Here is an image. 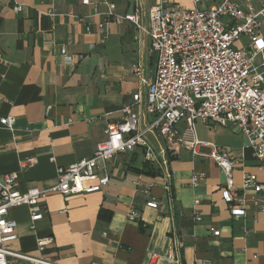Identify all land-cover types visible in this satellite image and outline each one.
Here are the masks:
<instances>
[{
  "label": "crops",
  "instance_id": "1",
  "mask_svg": "<svg viewBox=\"0 0 264 264\" xmlns=\"http://www.w3.org/2000/svg\"><path fill=\"white\" fill-rule=\"evenodd\" d=\"M89 1L0 0V117L14 119L11 132L0 125V176L15 172L20 191L51 187L56 167L89 157L106 139V123L123 116V106L133 93H144L154 74L156 56L145 31L128 20L98 25L108 3H115L117 14L139 8V24L147 27L148 10L162 0ZM219 1L168 0L166 5L204 10ZM263 2L250 0L255 10ZM15 4L22 9L15 11ZM62 47L71 63L61 55ZM135 66L144 81L133 73ZM143 116L140 127L151 119ZM195 133L236 157L233 178L238 186L244 173L264 182V172L236 124L196 120ZM146 138L159 159L166 160L169 177L157 166L151 165L159 174L145 172L140 147L118 153L107 164L109 182L102 190L49 193L41 200L46 212L34 228L27 206L10 209L9 217L17 223L13 250L59 264H177L167 256L175 237L183 243V264L197 259L264 264V212L251 203L253 193L246 192L247 214L233 219L221 191L225 176L211 158L193 156L183 145L170 153L155 135L147 133ZM199 151L208 153L209 148ZM30 157L35 162L28 166L25 160ZM195 173L204 179L192 186ZM151 199L157 208L146 206ZM131 208L138 211L136 221L128 219ZM194 210L201 220L194 219ZM212 228L219 235L214 236ZM46 237L50 243L39 253L36 241Z\"/></svg>",
  "mask_w": 264,
  "mask_h": 264
},
{
  "label": "built area",
  "instance_id": "2",
  "mask_svg": "<svg viewBox=\"0 0 264 264\" xmlns=\"http://www.w3.org/2000/svg\"><path fill=\"white\" fill-rule=\"evenodd\" d=\"M81 2L90 4L89 0ZM167 2L162 0L150 7L147 27L139 24V8L132 13L117 14L115 3H108L98 26L104 28L112 19L128 20L145 31L150 38L149 50L156 56L154 74L144 93H133L131 102L123 106V116L106 123V139L95 145L89 157L56 167V182L51 187L20 191L15 172L0 176V264H15V260L59 264L42 255L13 250L17 223L9 217L10 209L27 206L34 228L33 223L46 212L41 200L49 193L68 196L102 190L109 182L107 164L116 154L140 147L144 161L160 167L163 175L169 177L167 162L159 159L146 138L147 133L164 144V151L173 153L178 145H183L193 156L211 158L225 176L221 191L233 219L247 214V191L253 193L251 203L264 212V182L244 173L238 186L233 178L236 157L225 147L198 139L195 133L198 119L219 126L236 124L246 137L257 166L264 172V2L258 10L250 0H220L204 10L178 4L167 6ZM21 9L20 4L14 5L15 11ZM242 38L245 40L237 45ZM60 53L67 63L72 62L65 47ZM132 71L144 81L138 66ZM142 114L151 119L140 127ZM0 125L11 132L14 119L0 117ZM200 147L209 148V152H200ZM34 162V157L25 160L28 166ZM203 179L202 174L195 173L190 184L196 186ZM146 206L157 208L158 203L151 199ZM127 216L136 221L138 211L131 208ZM193 217L201 220L196 210ZM211 232L214 236L220 233L213 228ZM50 240L37 239V251L43 253ZM182 247V241L174 237L168 258L180 264ZM194 264L209 262L197 259Z\"/></svg>",
  "mask_w": 264,
  "mask_h": 264
},
{
  "label": "trees",
  "instance_id": "3",
  "mask_svg": "<svg viewBox=\"0 0 264 264\" xmlns=\"http://www.w3.org/2000/svg\"><path fill=\"white\" fill-rule=\"evenodd\" d=\"M145 165L148 167L147 171H145L147 174H150V175H155V174H159V170H155L154 168H152V166L150 164H148L147 162H145ZM141 224V223H140ZM140 228L142 231H145L146 229L144 227H142L140 225ZM180 264H183L182 263V260H180Z\"/></svg>",
  "mask_w": 264,
  "mask_h": 264
},
{
  "label": "rangeland",
  "instance_id": "4",
  "mask_svg": "<svg viewBox=\"0 0 264 264\" xmlns=\"http://www.w3.org/2000/svg\"><path fill=\"white\" fill-rule=\"evenodd\" d=\"M199 120V119H198Z\"/></svg>",
  "mask_w": 264,
  "mask_h": 264
}]
</instances>
